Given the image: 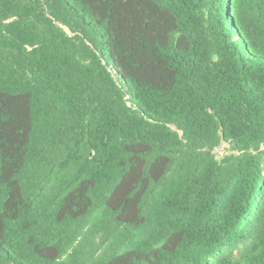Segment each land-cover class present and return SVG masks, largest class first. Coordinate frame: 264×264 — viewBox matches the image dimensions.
I'll use <instances>...</instances> for the list:
<instances>
[{
	"label": "trees",
	"instance_id": "16d2710c",
	"mask_svg": "<svg viewBox=\"0 0 264 264\" xmlns=\"http://www.w3.org/2000/svg\"><path fill=\"white\" fill-rule=\"evenodd\" d=\"M0 264H264V0H0Z\"/></svg>",
	"mask_w": 264,
	"mask_h": 264
},
{
	"label": "rangeland",
	"instance_id": "374dc122",
	"mask_svg": "<svg viewBox=\"0 0 264 264\" xmlns=\"http://www.w3.org/2000/svg\"><path fill=\"white\" fill-rule=\"evenodd\" d=\"M224 154H225V148L224 147L217 150L218 158H221Z\"/></svg>",
	"mask_w": 264,
	"mask_h": 264
}]
</instances>
